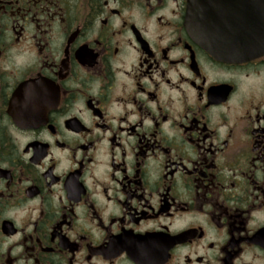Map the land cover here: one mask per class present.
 <instances>
[{"label":"flooded vegetation","instance_id":"obj_1","mask_svg":"<svg viewBox=\"0 0 264 264\" xmlns=\"http://www.w3.org/2000/svg\"><path fill=\"white\" fill-rule=\"evenodd\" d=\"M187 10L0 0V264H264V53Z\"/></svg>","mask_w":264,"mask_h":264},{"label":"water","instance_id":"obj_2","mask_svg":"<svg viewBox=\"0 0 264 264\" xmlns=\"http://www.w3.org/2000/svg\"><path fill=\"white\" fill-rule=\"evenodd\" d=\"M239 1L188 0V23L208 38L213 27H220L221 19H242L248 30V48L244 55L254 58L264 53V0ZM236 3L245 4L237 6Z\"/></svg>","mask_w":264,"mask_h":264}]
</instances>
